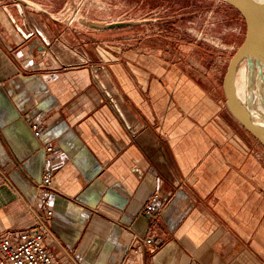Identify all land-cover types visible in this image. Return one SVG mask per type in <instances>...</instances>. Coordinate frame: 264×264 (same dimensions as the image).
Returning <instances> with one entry per match:
<instances>
[{
    "label": "crops",
    "instance_id": "1",
    "mask_svg": "<svg viewBox=\"0 0 264 264\" xmlns=\"http://www.w3.org/2000/svg\"><path fill=\"white\" fill-rule=\"evenodd\" d=\"M27 9L0 0V238L35 231L44 196V240L58 264H264V155L222 85L221 97L180 65L132 52L55 59L48 40L68 32ZM99 69L167 153L168 174L97 102Z\"/></svg>",
    "mask_w": 264,
    "mask_h": 264
},
{
    "label": "rangeland",
    "instance_id": "2",
    "mask_svg": "<svg viewBox=\"0 0 264 264\" xmlns=\"http://www.w3.org/2000/svg\"><path fill=\"white\" fill-rule=\"evenodd\" d=\"M26 1L27 11L34 17L45 11L59 32H68L63 40L53 38L50 47L67 57L62 51L67 43L73 53L70 61L85 54L105 63L131 52L138 57L161 58L213 86L220 96L228 62L245 36L244 19L226 0ZM113 22L133 24L101 27ZM238 80L242 84L243 80Z\"/></svg>",
    "mask_w": 264,
    "mask_h": 264
},
{
    "label": "bare ground",
    "instance_id": "3",
    "mask_svg": "<svg viewBox=\"0 0 264 264\" xmlns=\"http://www.w3.org/2000/svg\"><path fill=\"white\" fill-rule=\"evenodd\" d=\"M226 1L230 3L229 0ZM254 3L256 10L260 12L264 21V0H254ZM27 25L31 32L36 33L37 35L40 33L42 34L43 29H41L42 25L40 23L36 24V28L32 22H30V19H27ZM50 43L51 42L48 40V44ZM49 51L55 59L66 60L68 64H71L69 58L73 53L70 52V48L67 46H62V51L67 53L66 59H64L65 57L62 54L52 51L51 47H49ZM83 60H85V58L82 55H80L77 59V61L80 62ZM244 60H246V66L240 67ZM108 77L109 72L106 69H99L97 74L92 75L94 83L100 92V97H98L99 100L96 99L97 102H106L112 110L118 114L122 122L130 128V136L133 137V140H135L144 150L145 154H147V156L163 170L165 175L168 174L169 161L167 153L158 143L151 130L148 127H143L135 115L126 109L120 95L111 85ZM238 79L243 80L242 84L239 83ZM234 90L237 98L244 106V109L254 125L264 131V62L255 58L242 59L236 68Z\"/></svg>",
    "mask_w": 264,
    "mask_h": 264
},
{
    "label": "water",
    "instance_id": "4",
    "mask_svg": "<svg viewBox=\"0 0 264 264\" xmlns=\"http://www.w3.org/2000/svg\"><path fill=\"white\" fill-rule=\"evenodd\" d=\"M230 4L237 10L245 23V36L230 58L226 72L223 77V93L225 104L232 116L254 136L264 148V131L254 125L248 116L244 106L240 103L234 90V76L236 68L244 58H255L264 62V21L260 12L256 10L254 0H229ZM132 22H113L102 25V28L110 29L116 27L131 26Z\"/></svg>",
    "mask_w": 264,
    "mask_h": 264
},
{
    "label": "built area",
    "instance_id": "5",
    "mask_svg": "<svg viewBox=\"0 0 264 264\" xmlns=\"http://www.w3.org/2000/svg\"><path fill=\"white\" fill-rule=\"evenodd\" d=\"M32 130L36 135L39 134L37 125H32ZM48 150H51V148L49 147ZM50 182L51 174L46 173L38 187L48 189L50 188ZM157 198V194H153L150 197L149 202L143 209L144 213H150ZM40 203L46 208V212L37 219L35 231L22 233L15 238L8 235L0 238V264H58L48 250L44 240L47 233L46 221L52 215L51 203L44 196L40 198ZM141 243L145 245L151 244L152 239L151 237H146ZM138 247L132 252L136 253Z\"/></svg>",
    "mask_w": 264,
    "mask_h": 264
}]
</instances>
